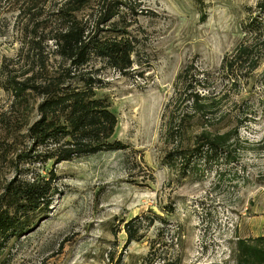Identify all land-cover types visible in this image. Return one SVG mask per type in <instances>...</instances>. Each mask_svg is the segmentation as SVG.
Returning <instances> with one entry per match:
<instances>
[{
    "label": "rangeland",
    "instance_id": "374dc122",
    "mask_svg": "<svg viewBox=\"0 0 264 264\" xmlns=\"http://www.w3.org/2000/svg\"><path fill=\"white\" fill-rule=\"evenodd\" d=\"M72 1L0 0V195L8 183L43 179L52 196L27 230L0 238V264H235L237 238L264 236V43L258 67L231 86L221 62L250 36L249 17L264 23L257 6L264 0H121L126 5L108 21L107 0ZM66 9L89 37H125L134 50L125 72L95 55L78 70L115 114L111 140L124 148L54 161L28 131L40 97L26 89L17 99L2 85L5 75L34 86L61 79L68 62L44 30L61 26L57 15ZM33 28L31 50L25 35ZM186 66L200 93L222 98L213 117L188 116L183 144L241 121L234 161L197 163L189 175L163 161L172 150L169 111L190 110L177 80ZM131 222L140 236L133 241L125 231Z\"/></svg>",
    "mask_w": 264,
    "mask_h": 264
},
{
    "label": "trees",
    "instance_id": "16d2710c",
    "mask_svg": "<svg viewBox=\"0 0 264 264\" xmlns=\"http://www.w3.org/2000/svg\"><path fill=\"white\" fill-rule=\"evenodd\" d=\"M82 2L73 0L74 5ZM107 6L102 15L103 21L113 18L118 9L126 5L121 0H107ZM264 11V3L257 4ZM76 7V6H74ZM34 7L29 5L22 11L30 12ZM21 17V16H18ZM38 17V15H37ZM58 28L51 26L44 30L47 40L53 43L58 55L68 62V66L58 75L60 80L44 81L38 86L16 82L11 76H4L2 88L10 91L17 99H23L25 90L29 89L40 100L35 105L38 118L28 127L30 137L35 146H43L47 151L46 158L54 161L70 160L73 157L95 154L103 150L124 148L122 142L111 140L117 123L115 114L103 98L96 97L94 79L90 76H80L78 70L91 55L106 59L108 65L120 72H125L132 65L130 58L134 50L132 42L125 37L111 38L89 37L84 32L82 24L69 15L67 9L57 15ZM29 19L25 18L24 23ZM247 36L233 52L225 55L221 62V71L226 84L231 86L245 78L246 70L252 71L258 67V46L261 39L264 43V23L257 16L249 17L245 24ZM112 31H117L112 29ZM25 35V44L31 50L37 44L35 29ZM32 34V35H31ZM25 47V49L27 48ZM20 53V51H19ZM63 76V77H62ZM80 84H72V81ZM184 88V102L189 109L185 113L169 111L165 123V138L172 145L163 161L169 166L175 164L182 173L189 175L197 163L234 161L231 150L238 142V128L241 121L225 132L212 133L207 130L196 135L190 145H184V122L188 116L211 118L214 110L220 105L221 95H211L209 92H199L192 81L190 66H186L177 75ZM218 96V97H216ZM243 118V117H241ZM264 141V136L262 137ZM260 141V142H262ZM44 154H40L38 157ZM50 182L41 179L38 182L6 184L0 197V238L23 233L27 230L33 215L45 214L52 196L48 194ZM34 215V216H35ZM134 216L131 221L138 219ZM126 237L129 241L139 239L137 230L131 223L125 224ZM235 264H264V236L237 238L235 242Z\"/></svg>",
    "mask_w": 264,
    "mask_h": 264
}]
</instances>
